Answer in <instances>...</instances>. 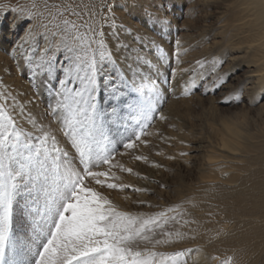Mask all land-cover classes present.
I'll use <instances>...</instances> for the list:
<instances>
[{"label": "snow or ice", "instance_id": "snow-or-ice-1", "mask_svg": "<svg viewBox=\"0 0 264 264\" xmlns=\"http://www.w3.org/2000/svg\"><path fill=\"white\" fill-rule=\"evenodd\" d=\"M161 7L145 8L142 0H0V17L12 14L8 28L18 37L9 57L30 88L10 82V68L0 71V264H188L192 249L156 250L184 238L179 229L168 230L181 224L179 205L133 213L105 194L146 191L115 182L113 169L133 172L116 156L148 146L142 137L152 134L155 118L168 119L161 109L178 75L189 74L183 96L200 87L207 95L226 83L223 76L211 88L198 83L209 79L207 64L214 74L222 60L181 67L187 49L179 40L170 54L120 15L139 13L155 28L167 20ZM42 94L48 101L40 109ZM115 125L127 136L114 140Z\"/></svg>", "mask_w": 264, "mask_h": 264}, {"label": "rangeland", "instance_id": "rangeland-1", "mask_svg": "<svg viewBox=\"0 0 264 264\" xmlns=\"http://www.w3.org/2000/svg\"><path fill=\"white\" fill-rule=\"evenodd\" d=\"M4 2L14 5L17 0ZM142 3L145 8L162 5L160 15L167 17L164 25L154 28L152 21L139 13L135 19L120 13L126 24L145 33L146 42L154 39L162 43L170 54L179 40L180 47L187 49L180 57L181 67L201 59L222 60L214 74L211 63L207 64L203 71L209 79L198 83L211 88L219 76L226 77V83L207 95L200 87L191 96H183L182 84L189 74L178 75L161 109L168 119L155 118L148 129L152 134L142 137L149 141L148 146L116 156V161L133 172L113 169L120 177L115 182L146 191L125 188L105 190V194L133 213L152 214L180 206L181 224H172L168 230L179 229L184 238L157 246V251L192 249L188 264H220L211 259L214 255L221 259L231 256L232 264H264V72L263 82L254 77L264 66L261 39L258 35L257 40V31L239 0ZM12 19L10 13L0 17V71L10 68V82L30 91L28 80L16 72L9 57L18 38L8 28ZM170 67H175L174 61L161 69L163 76ZM47 101V95L42 94L37 99L39 108ZM122 136H127L123 128L113 126V139ZM118 151L125 150L120 147ZM135 155L146 156L147 162L135 160ZM184 220L189 223L181 226ZM145 246L151 247L141 245Z\"/></svg>", "mask_w": 264, "mask_h": 264}, {"label": "bare ground", "instance_id": "bare-ground-1", "mask_svg": "<svg viewBox=\"0 0 264 264\" xmlns=\"http://www.w3.org/2000/svg\"><path fill=\"white\" fill-rule=\"evenodd\" d=\"M239 2L243 7L244 15L249 17L252 27L257 31V40L259 41V35L264 49V0H239ZM262 72H264V66L256 72L255 79L261 80L264 74Z\"/></svg>", "mask_w": 264, "mask_h": 264}]
</instances>
